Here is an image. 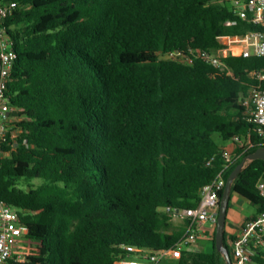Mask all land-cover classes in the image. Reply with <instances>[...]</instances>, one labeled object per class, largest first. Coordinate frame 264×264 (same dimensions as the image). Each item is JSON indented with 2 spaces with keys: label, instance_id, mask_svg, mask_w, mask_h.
Returning a JSON list of instances; mask_svg holds the SVG:
<instances>
[{
  "label": "trees",
  "instance_id": "1",
  "mask_svg": "<svg viewBox=\"0 0 264 264\" xmlns=\"http://www.w3.org/2000/svg\"><path fill=\"white\" fill-rule=\"evenodd\" d=\"M8 1L18 4L3 23L16 53L7 90L15 119L0 200L29 229L25 260L10 264H117L162 250L160 264H227L216 230L212 252L179 250L187 224L177 229L171 212L198 207L205 185L220 173L227 182L264 148L240 103L264 88L251 75L264 57H228V75L159 53L215 49L219 36L261 27L240 19L232 0ZM263 177L257 159L232 188L259 213ZM225 246L232 253L226 235Z\"/></svg>",
  "mask_w": 264,
  "mask_h": 264
},
{
  "label": "built area",
  "instance_id": "2",
  "mask_svg": "<svg viewBox=\"0 0 264 264\" xmlns=\"http://www.w3.org/2000/svg\"><path fill=\"white\" fill-rule=\"evenodd\" d=\"M232 5L240 19L260 26L261 30L250 31L244 35L219 36L218 47L215 49L159 53L160 59L185 65H193L199 59L221 72L232 75V71L225 62L228 57H264V0H232ZM17 7V2L0 0V159L3 155L7 122L13 111L7 97V90L9 76L16 59V53L7 39L3 23L12 16ZM251 75L264 83L263 70L252 71ZM240 103L250 110L256 133L264 143V88L262 85L253 87L247 96L240 98ZM236 142H240L238 137L232 143L235 148ZM234 150L226 147L223 151L225 169L235 161ZM226 183L223 173H220L202 188L198 207L175 209L171 212L174 219L187 222V232L177 243L179 250L195 243L201 237H210L216 230L220 193L225 189ZM257 190L264 198V177L258 181ZM28 233L29 229L21 222L18 211L0 200V264H10L18 244ZM230 246L234 264H259L256 257L260 249L264 247V211L245 223L241 234L231 241ZM169 252L170 250L148 252L140 259H123L117 264H160ZM24 260L22 253L17 254V261Z\"/></svg>",
  "mask_w": 264,
  "mask_h": 264
},
{
  "label": "crops",
  "instance_id": "3",
  "mask_svg": "<svg viewBox=\"0 0 264 264\" xmlns=\"http://www.w3.org/2000/svg\"><path fill=\"white\" fill-rule=\"evenodd\" d=\"M14 119H15L14 114H11L8 122L13 121ZM227 147H229L231 150H234L235 148L232 145V143L228 144ZM230 208L232 209L230 210ZM258 214L259 212L257 206H255L248 200L242 198L236 193L231 194V201L229 203L226 226H225V235L229 246L231 241L241 234L242 228L245 225V223L248 220L255 218ZM173 223L177 229H181L187 224L186 221L180 219H174ZM213 233L208 238H202V237L199 238L195 243L183 249H187L188 251H192V252H208V253L212 252ZM21 242L18 244L15 250V254L21 253V251H19ZM256 259H257L256 261L259 264H264L263 263L264 247L260 249ZM258 260H261V262Z\"/></svg>",
  "mask_w": 264,
  "mask_h": 264
},
{
  "label": "water",
  "instance_id": "4",
  "mask_svg": "<svg viewBox=\"0 0 264 264\" xmlns=\"http://www.w3.org/2000/svg\"><path fill=\"white\" fill-rule=\"evenodd\" d=\"M261 159L264 160V148H260L254 153H251L244 158L242 163L237 166L234 172L229 177L225 190L220 201L219 212H218V223L216 228V247L217 250L224 256L227 264H234L232 255L228 248L225 246V226L227 220V213L232 194V188L238 175L253 161Z\"/></svg>",
  "mask_w": 264,
  "mask_h": 264
},
{
  "label": "rangeland",
  "instance_id": "5",
  "mask_svg": "<svg viewBox=\"0 0 264 264\" xmlns=\"http://www.w3.org/2000/svg\"><path fill=\"white\" fill-rule=\"evenodd\" d=\"M231 209H232V208H230V210H231ZM25 247H26V240L23 239L22 242H21V246H20L19 251H21V249H23V248H25Z\"/></svg>",
  "mask_w": 264,
  "mask_h": 264
}]
</instances>
